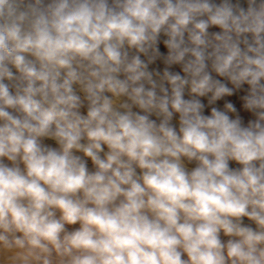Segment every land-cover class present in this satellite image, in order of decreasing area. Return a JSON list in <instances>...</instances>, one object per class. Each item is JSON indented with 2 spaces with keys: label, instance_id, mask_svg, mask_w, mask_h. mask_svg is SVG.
Masks as SVG:
<instances>
[{
  "label": "clouds",
  "instance_id": "9594fccd",
  "mask_svg": "<svg viewBox=\"0 0 264 264\" xmlns=\"http://www.w3.org/2000/svg\"><path fill=\"white\" fill-rule=\"evenodd\" d=\"M0 264H264V0H0Z\"/></svg>",
  "mask_w": 264,
  "mask_h": 264
}]
</instances>
